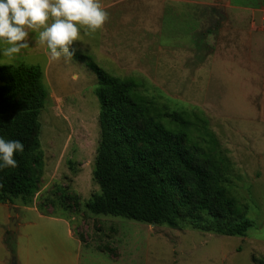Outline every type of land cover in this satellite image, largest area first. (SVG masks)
<instances>
[{
  "label": "rangeland",
  "instance_id": "1",
  "mask_svg": "<svg viewBox=\"0 0 264 264\" xmlns=\"http://www.w3.org/2000/svg\"><path fill=\"white\" fill-rule=\"evenodd\" d=\"M101 3L108 21L102 31L83 36L71 62L51 60L38 37L30 36L29 48L0 64L44 70V171L32 205L43 204L55 185L78 197V205L67 199L66 209L45 202L41 212L68 221L83 244L81 264H264V0ZM87 58L109 75L131 77L141 94L168 111L203 112L230 162L232 193L252 222L245 236L151 226L84 209L99 191L92 177L98 83ZM13 204L22 205L19 199Z\"/></svg>",
  "mask_w": 264,
  "mask_h": 264
},
{
  "label": "trees",
  "instance_id": "2",
  "mask_svg": "<svg viewBox=\"0 0 264 264\" xmlns=\"http://www.w3.org/2000/svg\"><path fill=\"white\" fill-rule=\"evenodd\" d=\"M87 59L98 83L92 177L99 191L84 209L147 225L245 236L252 222L232 193L230 162L203 112L168 111L141 94L131 77L109 75ZM47 100L39 67L0 65V136L24 144L22 153H14L17 167L0 170V203L19 199L31 206L39 191L44 171L39 115ZM67 199L78 205L77 196L55 185L37 209L45 202L66 209Z\"/></svg>",
  "mask_w": 264,
  "mask_h": 264
},
{
  "label": "clouds",
  "instance_id": "3",
  "mask_svg": "<svg viewBox=\"0 0 264 264\" xmlns=\"http://www.w3.org/2000/svg\"><path fill=\"white\" fill-rule=\"evenodd\" d=\"M108 19L101 0H0V64L29 48L30 36L38 37L51 60L71 62L83 36L102 31ZM23 151L20 140L0 136V170L16 168L14 153Z\"/></svg>",
  "mask_w": 264,
  "mask_h": 264
},
{
  "label": "crops",
  "instance_id": "4",
  "mask_svg": "<svg viewBox=\"0 0 264 264\" xmlns=\"http://www.w3.org/2000/svg\"><path fill=\"white\" fill-rule=\"evenodd\" d=\"M149 10L156 18L158 7L151 3ZM10 206L0 203V264H81L83 244L64 217L44 214L34 205L13 204L16 222L12 231Z\"/></svg>",
  "mask_w": 264,
  "mask_h": 264
},
{
  "label": "water",
  "instance_id": "5",
  "mask_svg": "<svg viewBox=\"0 0 264 264\" xmlns=\"http://www.w3.org/2000/svg\"><path fill=\"white\" fill-rule=\"evenodd\" d=\"M10 216H11L10 230L14 231L16 219H15V213L12 207L10 208ZM151 226H153V224Z\"/></svg>",
  "mask_w": 264,
  "mask_h": 264
}]
</instances>
